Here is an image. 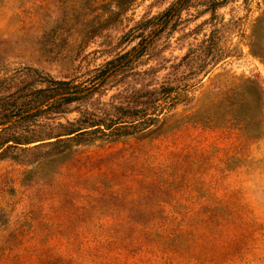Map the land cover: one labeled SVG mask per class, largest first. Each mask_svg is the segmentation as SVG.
Instances as JSON below:
<instances>
[{
  "label": "rangeland",
  "instance_id": "1",
  "mask_svg": "<svg viewBox=\"0 0 264 264\" xmlns=\"http://www.w3.org/2000/svg\"><path fill=\"white\" fill-rule=\"evenodd\" d=\"M218 2L134 0L120 11L118 0H0V80L15 82H1V102H25L11 94L31 83L56 96L46 104L68 88L88 94L65 110L126 104L148 85L187 84L197 99L49 169L31 154L0 160V264H264V139L183 123L237 80L264 88V29L254 43L264 0ZM77 117L46 111L18 135Z\"/></svg>",
  "mask_w": 264,
  "mask_h": 264
},
{
  "label": "trees",
  "instance_id": "2",
  "mask_svg": "<svg viewBox=\"0 0 264 264\" xmlns=\"http://www.w3.org/2000/svg\"><path fill=\"white\" fill-rule=\"evenodd\" d=\"M133 1L118 0L116 7L120 11H126ZM226 1L228 0H219L218 3L223 4ZM173 14L174 12L168 16L163 28L168 25ZM158 18L140 23L136 29L145 30ZM261 29H264V16L258 19L254 27L256 32L254 43L263 41ZM147 48L148 45L143 44L127 63L144 53ZM186 59L187 55L181 59V62ZM114 64L115 62L107 63L108 66L118 69L119 65ZM154 72L156 70L152 68L148 72H143V75H152ZM13 80L12 76L4 77L0 80V88L1 82L2 84L8 82V89H13L12 85L15 86V82L11 84ZM106 81L105 79L100 82V86ZM39 83L47 84V81L41 80ZM53 83L60 90L68 86V82ZM190 87L187 84H178L174 87L165 85L155 89L148 85L146 89L131 93L126 104H102L95 110H82V108L65 110L64 107L88 97V94L68 88L57 91L55 95H59L60 98L51 104H46L48 99L52 100L56 96H46L45 89H34L32 83L26 84L21 90L17 89V92L15 90L11 94L13 97L18 91H24L25 102L17 104L15 100L0 101V160L17 159L19 154H31L34 156L32 164L37 165L38 168L49 169L57 161H66L76 147L109 143L134 136L138 131L146 132L158 122L156 118L159 114L162 115L178 106L188 107L190 102L197 101L190 94ZM217 92L201 105L190 108L188 115L183 118V123L200 124L206 128L233 129L254 139H264V88L261 83L256 79L237 80V83L231 84L229 88ZM44 104L47 106L46 109L37 110ZM163 105L167 107L162 110L164 113H158V108H162ZM34 110L37 111L31 113ZM46 111H53L54 114L75 112L78 117L71 122L66 121L65 124H60L57 128L48 129L41 137L23 138L22 135H18V131H26L25 124L35 122V119ZM32 144L36 145L27 148Z\"/></svg>",
  "mask_w": 264,
  "mask_h": 264
}]
</instances>
